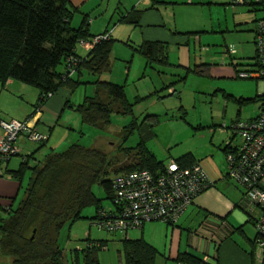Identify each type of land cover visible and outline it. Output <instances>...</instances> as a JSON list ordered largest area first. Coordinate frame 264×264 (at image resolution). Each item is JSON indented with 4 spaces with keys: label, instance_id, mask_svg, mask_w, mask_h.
Returning <instances> with one entry per match:
<instances>
[{
    "label": "rangeland",
    "instance_id": "1",
    "mask_svg": "<svg viewBox=\"0 0 264 264\" xmlns=\"http://www.w3.org/2000/svg\"><path fill=\"white\" fill-rule=\"evenodd\" d=\"M126 1L128 0H88L82 9L74 8L71 25L77 27L82 17L86 16L89 19L88 34L91 37L106 32L105 35L111 34L115 41L109 56L110 67L99 75V79L124 86L127 101L132 105L131 114L112 113L109 124L103 129L83 124L79 114L69 106L56 116L45 114L44 131L47 133L49 128L50 133L48 140L44 141L36 154L37 159L41 160L51 149L59 152L77 143L85 149L101 148L109 159L108 166H113L111 170H114V166L124 160L119 144L132 147L139 140L137 128L126 132L131 121L135 120L136 124L143 125L156 120L153 126L154 137L147 141L146 146L158 162L167 164L179 155L190 152L211 183L219 180L225 182L227 162L222 148L232 135L230 123L237 117L243 120L255 117L264 102L237 104V99L253 98L264 92V82L237 77L233 64L234 59L243 57L244 60H249L248 57L253 56L254 31L250 30L254 27L252 21L259 18L261 12L247 11L248 6L238 3V0H196L199 3L161 4L158 10L154 9L149 13L154 17L143 16L134 27L119 22V15L114 11L117 4L120 12L130 11L132 4ZM138 9L143 10L144 6H139ZM85 41L82 47L89 50L93 45L91 41ZM144 41L163 42L166 47L163 63L146 64L143 55L134 49ZM230 48L235 50L234 54H229ZM76 50L82 51L79 44ZM205 64L208 65V71ZM195 66H199L201 71H192ZM72 76L77 78L78 73ZM94 80L92 74L82 69L80 84L69 94L70 104L75 105L85 95L94 94ZM23 86L28 96L36 92L30 85ZM9 89L15 97L10 95L14 99L10 97L7 103H4L5 89L0 93V105L5 107L0 109L3 117L8 113L13 100L20 102L22 98L26 99V96L15 92L18 91L15 88ZM125 133L127 137L123 141L121 137ZM239 142L238 136L232 141L233 144ZM20 153L21 147L11 158L9 168L18 166ZM28 174H25L21 182L22 190L11 208H15L21 200ZM57 174L59 184L63 183L67 175L61 172ZM49 179L44 178L45 188L39 189V197L44 190L57 185L55 180L52 182ZM228 182L235 184L231 180ZM91 191L96 197L104 196L98 183L92 185ZM66 196L69 197L64 192L59 199V209L62 210L64 218L53 222L47 234L43 233L42 228L37 230L34 239L48 240L50 244H54L55 226L63 222L57 230V242L64 252V264H70V254L74 249L86 248L89 241H102L105 245L97 250L100 264H125L123 234L93 226L89 219L94 213L92 207L84 208L81 217L75 221H67V216L72 214L76 204L71 197L68 199ZM103 205L110 207L111 201L106 199ZM254 212V217L259 216V208ZM0 214L4 215L5 212L0 209ZM36 215V209L31 210L28 220L21 225L20 230L25 237L32 234ZM147 224H151V228L146 226V232L156 242H162L168 235L170 227L167 228L164 222L151 221ZM254 230L256 231L255 227ZM16 240V246L22 248V240ZM11 261V257L0 255V264H11ZM160 262L178 264L170 257H163Z\"/></svg>",
    "mask_w": 264,
    "mask_h": 264
},
{
    "label": "trees",
    "instance_id": "2",
    "mask_svg": "<svg viewBox=\"0 0 264 264\" xmlns=\"http://www.w3.org/2000/svg\"><path fill=\"white\" fill-rule=\"evenodd\" d=\"M242 1L241 4L248 6V11L251 12L258 11L261 6L260 0ZM117 10L116 8L118 21L134 27L138 25L143 13L142 9L135 7L125 14ZM73 14L74 8L69 0H0V83L10 79L34 87L38 93V102L35 105L40 107L48 97L56 94L61 88H66L71 93L80 84L81 70H86L95 77L94 94L85 95L83 100L75 105L69 102L67 105L79 114L83 124L103 129L109 124L112 113L131 114L132 105L127 101L123 85L99 79V75L110 67L109 56L115 40L108 34L106 38L95 42L85 56H79L76 52L77 44L82 47L81 42L91 41L94 37L88 34L89 20L85 16L77 27L71 25ZM262 17L254 20V28L256 21ZM134 49L143 55L146 64L165 61L166 47L161 41H144ZM248 59L245 60L247 62H240V58L235 59L234 70L249 67L253 56ZM71 68L74 71L69 73ZM191 70L199 72L200 69L199 66H195ZM75 73H78L77 78L72 76ZM251 101H264V95L236 100L238 105ZM260 107L264 110V102ZM237 119L241 118L237 117L234 120ZM155 123L156 120L138 125L135 120L131 121L126 132L137 128L139 140L132 147L119 144L124 160L118 166H114L116 170H111L113 166H108L109 159L101 148L85 149L77 143L69 145L63 151L51 150L42 160H37L33 154L24 157L16 170L9 171V175L19 182H22L27 172L29 174L18 205L8 209L4 215L0 214V255L11 257V264H64V252L57 242V230L63 222L55 226L54 244L44 239L37 241L34 239L35 232L42 228L43 233L47 234L53 222L64 218L62 210L59 209V199L64 192L69 195L66 197L68 199L71 197L76 204L75 210L66 220L75 221L81 217L84 208L92 207L94 213L89 219L95 226L93 221L98 211L104 207L103 201L106 199L113 201L111 184L117 172L136 169L155 171L161 168L164 163L158 162L146 146L147 141L154 137ZM44 134L48 137L47 133ZM126 137L125 133L121 139L124 141ZM232 138L233 134L229 140ZM42 143L37 144L41 146ZM223 151L226 152L225 145ZM172 160L181 169L197 163L190 152ZM58 172L67 175L61 184ZM45 177L50 178L52 182L55 180L57 185L46 189L47 192L44 190L39 197V189L45 188L43 183ZM94 183H98L103 189V197H96L92 193ZM35 209L37 215L35 223L33 222L32 234L25 237L20 227L28 220L30 211ZM249 220L252 221L251 218ZM258 238L257 233L256 241ZM16 239L22 240V248L16 246ZM122 244L125 264H154L157 252L142 238H123ZM104 246L102 241H89L86 248L74 249L71 252L69 262L100 264L97 250ZM176 261L198 264L202 260L191 254L182 253L177 256Z\"/></svg>",
    "mask_w": 264,
    "mask_h": 264
},
{
    "label": "built area",
    "instance_id": "3",
    "mask_svg": "<svg viewBox=\"0 0 264 264\" xmlns=\"http://www.w3.org/2000/svg\"><path fill=\"white\" fill-rule=\"evenodd\" d=\"M242 2L238 0V3ZM106 36L94 37L91 45ZM253 43L251 65L244 69L237 68L235 73L240 78L264 82V17L256 21ZM228 52L234 54L235 50L230 48ZM73 71L71 68L69 73ZM259 95H264V92ZM229 128L233 138L224 144L226 175L242 186L245 207L259 234L256 243L264 247V110H260L252 119L234 120ZM236 136L240 142L233 144ZM19 137L32 143L44 142L48 138L30 120L0 118V164L5 165L19 152ZM211 185L210 179L197 163L181 169L174 160H170L155 171L136 169L122 172L112 179L111 206L101 208L93 224L97 228L122 234L139 229L151 221L174 224L195 197ZM253 207L254 210L259 208V216H253ZM198 264L208 263L202 260Z\"/></svg>",
    "mask_w": 264,
    "mask_h": 264
},
{
    "label": "crops",
    "instance_id": "4",
    "mask_svg": "<svg viewBox=\"0 0 264 264\" xmlns=\"http://www.w3.org/2000/svg\"><path fill=\"white\" fill-rule=\"evenodd\" d=\"M69 1L73 8L82 9L83 4L88 0ZM195 1L196 0H128L126 2L132 4L131 9L144 6L141 15L142 18L143 16L148 17L149 15L154 17L149 13H152L154 9L158 10L161 4H175L178 2L191 4L199 3ZM260 1L261 6L258 12H261L260 16L262 17L264 16V0ZM117 2L119 3V1ZM115 6L114 11L116 12V8L118 9L120 7L119 4ZM127 12L122 11L124 14ZM254 20L252 22H254ZM250 31H253V29L251 28ZM81 49L82 51L80 52L76 50L77 54L79 56H85L88 49L83 47H81ZM243 61L247 62L241 57L240 62ZM204 67L208 71V65ZM9 88H15V90H18L15 92H19V94L26 96V99L22 98L20 102L13 100L7 110L8 113L4 114L6 116H4L5 118L2 115L3 112H1L5 107L4 105H0V109H2L0 111V116L5 120H30L42 133H46L43 127L44 115L52 114L56 116L61 110L68 106L67 102L70 103V92L66 88H61L56 94L48 97L40 107H36L35 104L38 102L37 91L30 93V96H28V94H25V86H23V83L10 79L4 83H0V93L2 89H5L4 92H6L4 93L6 96L3 94L6 98L4 103H7V99L11 96L15 97ZM12 97L10 99H14ZM49 133L50 129L48 128V136ZM45 142L40 146L37 143L27 142L23 137H19L18 144L19 147H21V153L18 155L21 157L20 161L24 156L30 154H33L37 159L36 154ZM10 160L5 165L0 164V209L3 210V212L13 207L22 190L21 182L9 175V171L16 170L20 162L17 167L9 168ZM228 180L230 181L231 179L225 174V182L220 180L216 181L212 183V186L198 194L173 225L164 222L166 227H170V229L168 228V235L165 236L162 242H156L154 238L147 234V229H145L146 226L151 228V224H147L148 222L139 229L127 231L123 234V238H142L149 245L154 247L157 252L154 264H157V262L160 264L163 257H170L176 261L177 256L182 253L191 254L198 259L206 261L208 264H264V247L258 246L256 243L258 232L257 229L256 231L254 230L255 226L253 222L249 220L250 212H248L244 204L243 188L233 180L231 181L235 184L232 185ZM254 209L253 207L251 211L252 214L255 213Z\"/></svg>",
    "mask_w": 264,
    "mask_h": 264
},
{
    "label": "water",
    "instance_id": "5",
    "mask_svg": "<svg viewBox=\"0 0 264 264\" xmlns=\"http://www.w3.org/2000/svg\"><path fill=\"white\" fill-rule=\"evenodd\" d=\"M32 238V237H31Z\"/></svg>",
    "mask_w": 264,
    "mask_h": 264
}]
</instances>
